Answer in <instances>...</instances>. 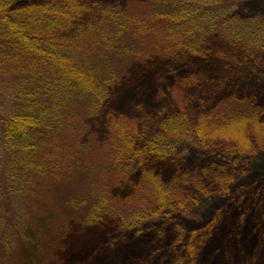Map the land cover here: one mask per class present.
Instances as JSON below:
<instances>
[{
	"label": "trees",
	"instance_id": "1",
	"mask_svg": "<svg viewBox=\"0 0 264 264\" xmlns=\"http://www.w3.org/2000/svg\"><path fill=\"white\" fill-rule=\"evenodd\" d=\"M242 1L129 0L118 8L89 0H0V83L14 90L17 103L7 113L0 104L4 165L14 150L34 156L31 161L40 168L48 165L57 137L66 131L80 137L89 118L103 113L111 86L123 82L130 66L139 63L165 60L175 75L171 83L180 85L183 93L184 87L201 83L216 97L196 115L182 99L181 107L163 114L152 137H143L140 123L111 115L107 137L98 143L102 156L91 163L97 170L89 172L87 158L79 162L69 158L74 171L85 172L76 176L81 194L67 197L60 211L35 216L13 264H46L63 248L73 223L90 224L111 211L123 227L140 232L144 224L162 219L166 210L183 206L184 184L203 189L210 179L222 187L233 180L229 169L235 157L247 154L253 145H264V103L240 96L237 85L224 81L213 89L212 81L252 59L253 47H264V14L238 16L234 10ZM223 33H231L233 44L242 40V50L230 47L225 58L212 45L218 41L213 36ZM180 61L187 68L197 62L196 68L205 63L207 69L210 65L218 71L212 80L191 71L180 74L171 64ZM187 142L224 158L204 170H175L165 179L152 163L166 158L173 162L170 148ZM114 176L118 183L132 180L129 194L120 197L105 189ZM214 223L210 221L209 227ZM197 239V232L189 234L186 254L173 264L194 261L200 248Z\"/></svg>",
	"mask_w": 264,
	"mask_h": 264
},
{
	"label": "rangeland",
	"instance_id": "2",
	"mask_svg": "<svg viewBox=\"0 0 264 264\" xmlns=\"http://www.w3.org/2000/svg\"><path fill=\"white\" fill-rule=\"evenodd\" d=\"M89 1L121 8L129 0ZM235 11L240 17L264 14V0H244ZM227 34L213 36L219 42L212 43L225 58L230 47L237 45L242 50L243 46L242 40L233 44L228 37L231 33ZM244 36L249 38L247 33ZM252 52V59L245 61L241 69L212 81L213 89L225 82L237 85L240 96L264 103V47H253ZM237 55L236 49L234 56ZM176 63L171 64L178 66V73L196 72L201 79L213 78L214 71H218L210 65L207 69L205 63L201 68H196L197 62L188 68L182 65L183 61ZM129 70L130 75L123 82L111 86L103 113L89 118V126L80 137L73 138L71 131L57 137L53 152L48 154L51 158L48 165L40 168L31 161L34 156L18 150L10 152L5 165L0 162V264H13L18 259L17 252L26 243L25 229L37 214L60 211L67 197L81 194L76 186L81 181L76 176L85 172L74 171L71 159L79 162V158H87L89 172L97 170L94 162L102 156L99 145L107 137L111 115H124L140 123L143 137H152L158 132L163 114L175 111L183 104L182 99L192 115L216 101L212 90L201 83L184 87V93L180 85H173L171 77L175 75L165 60L139 63ZM14 95V90L0 83L3 112L16 109ZM190 142L170 148L173 162L166 158L152 163L165 179L175 170H204L214 160L224 158L218 155L217 159L212 152H204L198 144ZM230 170L233 180L222 187L210 179L203 189L192 182L184 184L187 191L183 206L166 210L162 219L144 224L140 232L123 227L114 211L90 224L73 223L63 248L52 254L46 264H173L186 254L189 248L186 239L191 232H197L196 248L200 246L191 264H264V145H253L250 152L235 157ZM103 183L101 186L106 185ZM131 183L132 180L129 183L126 179L118 183L114 176L105 189L124 197L131 192ZM210 221L215 223L209 227Z\"/></svg>",
	"mask_w": 264,
	"mask_h": 264
}]
</instances>
